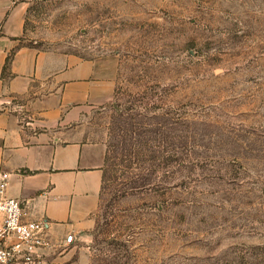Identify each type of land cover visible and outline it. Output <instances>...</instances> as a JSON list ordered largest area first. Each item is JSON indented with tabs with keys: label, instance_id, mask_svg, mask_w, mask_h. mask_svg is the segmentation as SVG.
Masks as SVG:
<instances>
[{
	"label": "rangeland",
	"instance_id": "obj_1",
	"mask_svg": "<svg viewBox=\"0 0 264 264\" xmlns=\"http://www.w3.org/2000/svg\"><path fill=\"white\" fill-rule=\"evenodd\" d=\"M25 1L28 46L118 62L89 264H264V0Z\"/></svg>",
	"mask_w": 264,
	"mask_h": 264
},
{
	"label": "crops",
	"instance_id": "obj_2",
	"mask_svg": "<svg viewBox=\"0 0 264 264\" xmlns=\"http://www.w3.org/2000/svg\"><path fill=\"white\" fill-rule=\"evenodd\" d=\"M28 10L0 0V171L28 220L47 221L55 243L74 235L52 264H89L79 247L97 226L107 146L90 139L87 120L113 100L118 62L28 46Z\"/></svg>",
	"mask_w": 264,
	"mask_h": 264
},
{
	"label": "built area",
	"instance_id": "obj_3",
	"mask_svg": "<svg viewBox=\"0 0 264 264\" xmlns=\"http://www.w3.org/2000/svg\"><path fill=\"white\" fill-rule=\"evenodd\" d=\"M10 178L0 171V264H52L74 245L75 237L55 243L47 221L28 220L22 203L7 195Z\"/></svg>",
	"mask_w": 264,
	"mask_h": 264
},
{
	"label": "trees",
	"instance_id": "obj_4",
	"mask_svg": "<svg viewBox=\"0 0 264 264\" xmlns=\"http://www.w3.org/2000/svg\"><path fill=\"white\" fill-rule=\"evenodd\" d=\"M105 176H106V169H105V175H104V180H103V186H104V182H105Z\"/></svg>",
	"mask_w": 264,
	"mask_h": 264
}]
</instances>
